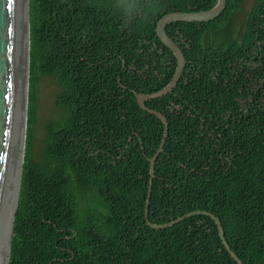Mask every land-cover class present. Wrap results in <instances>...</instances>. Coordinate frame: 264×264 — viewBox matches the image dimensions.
<instances>
[{
  "label": "trees",
  "instance_id": "1",
  "mask_svg": "<svg viewBox=\"0 0 264 264\" xmlns=\"http://www.w3.org/2000/svg\"><path fill=\"white\" fill-rule=\"evenodd\" d=\"M215 4L29 0L27 128L8 264H236L209 217L146 226L147 160L160 147L163 125L131 92L152 94L173 78L175 58L156 37L158 20ZM241 4L226 0L208 23L166 27L187 65L171 94L145 103L168 123L148 220L163 225L206 211L243 264H264V107L244 112L238 100L255 86L254 98L262 96L261 75L245 74L253 72L249 64L264 65V0L244 15L237 40L228 28ZM41 76L57 84L62 116L45 126L34 161ZM96 196L101 206L82 215Z\"/></svg>",
  "mask_w": 264,
  "mask_h": 264
},
{
  "label": "water",
  "instance_id": "2",
  "mask_svg": "<svg viewBox=\"0 0 264 264\" xmlns=\"http://www.w3.org/2000/svg\"><path fill=\"white\" fill-rule=\"evenodd\" d=\"M208 11L173 12L161 17L156 24V37L173 55L176 68L168 85L152 94L131 91L141 110L157 117L163 125V138L156 154L148 159L149 183L144 207L146 226L153 230L171 228L195 216L212 219L217 227L223 247L236 264H243L230 249L219 220L206 211H192L167 224L156 225L148 220L150 196L155 178L154 165L163 152L168 137L167 119L145 103L167 96L181 80L187 61L179 46L167 35L166 27L172 23H208L226 10V0H215ZM29 0H0V264H8L13 225L18 207L22 165L27 128V102L29 79ZM117 83L123 90L120 76Z\"/></svg>",
  "mask_w": 264,
  "mask_h": 264
},
{
  "label": "rangeland",
  "instance_id": "3",
  "mask_svg": "<svg viewBox=\"0 0 264 264\" xmlns=\"http://www.w3.org/2000/svg\"><path fill=\"white\" fill-rule=\"evenodd\" d=\"M255 0H241L240 8L233 13L230 23H229V32L230 35L239 40L240 35L243 33L244 29V15L250 10L253 6ZM38 98H37V120L39 125L36 128V135L34 139L33 146V159L34 161H39L44 147V140L46 138L45 126L51 121L59 120L62 116V113L54 104V99L59 91L57 84L47 76H41L39 87H38ZM101 201L96 196L94 200L89 202L87 207V201H79V210L82 212V215L92 212L95 207H100Z\"/></svg>",
  "mask_w": 264,
  "mask_h": 264
},
{
  "label": "flooded vegetation",
  "instance_id": "4",
  "mask_svg": "<svg viewBox=\"0 0 264 264\" xmlns=\"http://www.w3.org/2000/svg\"><path fill=\"white\" fill-rule=\"evenodd\" d=\"M243 57H240V59H242ZM238 60V59H237ZM249 65H252L253 68H252V74L250 73H247L245 74V77L247 78H255L256 74H260L261 75V79L259 81V83H261V92H262V96H259V94L256 95L257 98H254L253 96V93H255V91L257 90V86L254 87L253 89V92L252 91H249L247 97H241L239 98V104H240V110L244 111V112H250L252 110H254V107L255 106H258V107H264V65L259 68L257 67L256 65H254L253 63L252 64H249ZM230 66H235L234 64H231ZM262 69V71H261ZM250 103V104H249Z\"/></svg>",
  "mask_w": 264,
  "mask_h": 264
},
{
  "label": "clouds",
  "instance_id": "5",
  "mask_svg": "<svg viewBox=\"0 0 264 264\" xmlns=\"http://www.w3.org/2000/svg\"><path fill=\"white\" fill-rule=\"evenodd\" d=\"M250 9H251V8H250ZM218 18H219V17H218ZM242 34H243V33H242ZM242 34H241V35H242ZM241 35H240V37H241Z\"/></svg>",
  "mask_w": 264,
  "mask_h": 264
}]
</instances>
